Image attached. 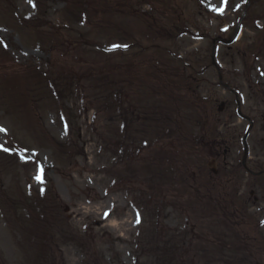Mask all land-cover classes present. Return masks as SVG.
I'll use <instances>...</instances> for the list:
<instances>
[{"label":"rangeland","instance_id":"1","mask_svg":"<svg viewBox=\"0 0 264 264\" xmlns=\"http://www.w3.org/2000/svg\"><path fill=\"white\" fill-rule=\"evenodd\" d=\"M0 264H264V0H0Z\"/></svg>","mask_w":264,"mask_h":264},{"label":"trees","instance_id":"2","mask_svg":"<svg viewBox=\"0 0 264 264\" xmlns=\"http://www.w3.org/2000/svg\"><path fill=\"white\" fill-rule=\"evenodd\" d=\"M187 88H189V87H187ZM195 101V100H194ZM193 101V102H194ZM191 106V108L193 109V110H195L197 113L198 112H202V106L197 102V100L194 102V103H192V105H190ZM204 106L206 107V104H204ZM207 112H209V109L208 108H206V113ZM212 174L209 172V175H208V177H214L213 175L211 176ZM205 177V176H204ZM206 183H207V185H209V187H207V191H211V190H214V192L215 191H219L217 188H216V185L214 184V183H211L209 180L208 181H206ZM222 190H224V189H222ZM225 191V190H224Z\"/></svg>","mask_w":264,"mask_h":264},{"label":"snow or ice","instance_id":"3","mask_svg":"<svg viewBox=\"0 0 264 264\" xmlns=\"http://www.w3.org/2000/svg\"><path fill=\"white\" fill-rule=\"evenodd\" d=\"M29 2L31 3V0H29ZM222 3L226 6V4H227V0H222ZM214 10H216V11H219V12H223V8H219V9H214ZM41 171H42V169H41ZM37 179L38 180H41V177L38 175L37 176ZM42 182V181H41Z\"/></svg>","mask_w":264,"mask_h":264}]
</instances>
